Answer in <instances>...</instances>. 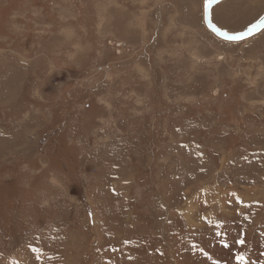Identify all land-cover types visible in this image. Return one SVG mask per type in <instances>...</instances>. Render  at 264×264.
Listing matches in <instances>:
<instances>
[{"label": "rangeland", "instance_id": "obj_1", "mask_svg": "<svg viewBox=\"0 0 264 264\" xmlns=\"http://www.w3.org/2000/svg\"><path fill=\"white\" fill-rule=\"evenodd\" d=\"M205 4L0 0V264H264V29Z\"/></svg>", "mask_w": 264, "mask_h": 264}, {"label": "snow or ice", "instance_id": "obj_2", "mask_svg": "<svg viewBox=\"0 0 264 264\" xmlns=\"http://www.w3.org/2000/svg\"><path fill=\"white\" fill-rule=\"evenodd\" d=\"M212 2L213 0H206V3L208 4ZM209 25L217 35L222 36L227 40H239V39H242L244 35H252L254 32L260 29H264V17H261L256 23L248 27L245 33H240L237 35H229L227 31H224L221 28L217 27L215 24H213L211 20H209Z\"/></svg>", "mask_w": 264, "mask_h": 264}, {"label": "water", "instance_id": "obj_3", "mask_svg": "<svg viewBox=\"0 0 264 264\" xmlns=\"http://www.w3.org/2000/svg\"><path fill=\"white\" fill-rule=\"evenodd\" d=\"M220 1H222V0H213V2L212 3H210V4H208V3H206L205 4V6H204V11H203V22H204V25L206 26V28L209 30V31H211L216 37H218V38H220V39H222V40H225V41H229V42H238V41H244V40H246L247 38H249L250 36H252L253 34H255L256 32H258V31H256V32H254L252 35H244V37L242 38V39H239V40H227V39H225L224 37H222V36H219V35H217L213 30H212V28L210 27V25H209V20H211L210 19V10H211V8H212V6H214L216 3H218V2H220ZM261 17H264V14L261 16ZM260 17V18H261ZM259 18V19H260ZM258 19V20H259ZM257 20V21H258ZM257 21H255L254 23H256ZM253 23V24H254ZM252 25V24H251ZM250 25V26H251ZM250 26H248V27H250ZM247 27V28H248ZM247 28H245L243 31H240V32H237V33H233V32H228L229 33V35H237V34H240V33H245L246 32V29ZM223 30V29H222ZM225 31V30H224Z\"/></svg>", "mask_w": 264, "mask_h": 264}, {"label": "flooded vegetation", "instance_id": "obj_4", "mask_svg": "<svg viewBox=\"0 0 264 264\" xmlns=\"http://www.w3.org/2000/svg\"><path fill=\"white\" fill-rule=\"evenodd\" d=\"M37 1V0H36ZM40 1V0H39Z\"/></svg>", "mask_w": 264, "mask_h": 264}]
</instances>
